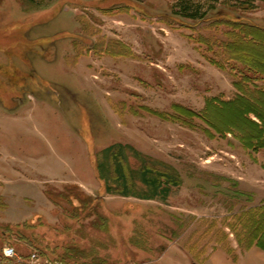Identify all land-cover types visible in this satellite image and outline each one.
Segmentation results:
<instances>
[{
	"label": "rangeland",
	"instance_id": "rangeland-1",
	"mask_svg": "<svg viewBox=\"0 0 264 264\" xmlns=\"http://www.w3.org/2000/svg\"><path fill=\"white\" fill-rule=\"evenodd\" d=\"M180 1L0 0V264H264L243 214L264 204V150L176 112L236 95L239 76L195 39L223 18L264 28V0H188L202 21ZM242 112L209 118L254 133ZM114 144L180 185L165 200L107 193L97 161Z\"/></svg>",
	"mask_w": 264,
	"mask_h": 264
},
{
	"label": "trees",
	"instance_id": "trees-1",
	"mask_svg": "<svg viewBox=\"0 0 264 264\" xmlns=\"http://www.w3.org/2000/svg\"><path fill=\"white\" fill-rule=\"evenodd\" d=\"M179 13L183 18L194 21L205 19L207 12H202L199 5L188 0H182L177 5ZM221 27H226L223 37L216 36ZM214 34L210 36L200 35L195 41L206 47V51L213 54L209 58L211 64L218 68H229L236 72L237 79L233 85L237 90L236 95L229 100H222L217 97L206 100L202 111L183 112L178 108L176 112L185 117H196L213 129L220 136L232 135L251 152L264 150V58L258 53H252L246 47L256 45L264 50V28L254 24H248L236 19L223 18L214 21L210 26ZM192 39V38H191ZM263 84H258V83ZM242 106V119L250 124L255 130L249 133L247 130L230 125L229 129L214 125L209 118L212 108H225L230 106ZM260 106V109L256 107ZM210 136L213 135L207 131ZM259 136V137H258ZM127 151L140 159V154L131 146L114 144L102 151V160L97 161V172L99 178L106 183V191L110 194H117L123 197H135L143 200L168 197L172 186H179V176L172 168L163 163L149 160H139L141 169L138 173L130 167ZM150 165V166H149ZM159 165V166H158ZM157 167H160L159 170ZM140 175V176H138ZM141 183L144 190H138L137 184ZM245 216H255L254 225L259 237L248 241L246 249L256 246L264 250V204L250 208ZM256 219V220H255ZM240 242H242L240 240Z\"/></svg>",
	"mask_w": 264,
	"mask_h": 264
},
{
	"label": "built area",
	"instance_id": "built-area-1",
	"mask_svg": "<svg viewBox=\"0 0 264 264\" xmlns=\"http://www.w3.org/2000/svg\"><path fill=\"white\" fill-rule=\"evenodd\" d=\"M14 255V250L11 249V248H6L4 250V256L9 258V257H12Z\"/></svg>",
	"mask_w": 264,
	"mask_h": 264
},
{
	"label": "crops",
	"instance_id": "crops-1",
	"mask_svg": "<svg viewBox=\"0 0 264 264\" xmlns=\"http://www.w3.org/2000/svg\"><path fill=\"white\" fill-rule=\"evenodd\" d=\"M256 205H258V204H256Z\"/></svg>",
	"mask_w": 264,
	"mask_h": 264
}]
</instances>
